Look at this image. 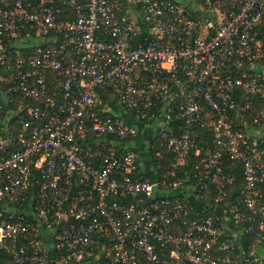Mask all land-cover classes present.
Wrapping results in <instances>:
<instances>
[{"label":"built area","instance_id":"1","mask_svg":"<svg viewBox=\"0 0 264 264\" xmlns=\"http://www.w3.org/2000/svg\"><path fill=\"white\" fill-rule=\"evenodd\" d=\"M255 100L264 0H0V251L14 264H264ZM134 122L175 167L192 163L191 193L133 177Z\"/></svg>","mask_w":264,"mask_h":264},{"label":"trees","instance_id":"2","mask_svg":"<svg viewBox=\"0 0 264 264\" xmlns=\"http://www.w3.org/2000/svg\"><path fill=\"white\" fill-rule=\"evenodd\" d=\"M236 95L239 96L238 93ZM102 97L103 99H105L104 96ZM263 106L264 104L261 100L254 101V107L257 111L260 110ZM202 138L203 139L209 138V135L203 134ZM200 141L201 140H199L198 142L200 143ZM160 143H161L160 139L152 138V140H150L149 153L153 157L155 168H157L156 173L158 174V179L162 180L164 174L168 170L172 169V165L174 163V160H173L174 154L172 153L170 149H167L166 144L161 145ZM156 152H160V154L162 155V158L157 157ZM191 160L193 162H196V159L194 157H191ZM193 172H194V169H193L192 163H188L187 165L176 167L174 170V175L170 176L169 180L174 182V181H178L179 179L180 184L182 186H189V184L193 185L194 183H196V181L192 179ZM138 176H142L143 178H146L145 176H143L141 171H137L133 174V177H138ZM185 176H187L189 180L186 183L183 180ZM241 181H242V177L240 175V172H237V176L235 178V184L232 185V187H237L241 183ZM183 189H186V188H183ZM263 191H264V187H263ZM147 200H151V199L148 198ZM0 264H14V263L11 257L6 255L3 251H0Z\"/></svg>","mask_w":264,"mask_h":264},{"label":"crops","instance_id":"3","mask_svg":"<svg viewBox=\"0 0 264 264\" xmlns=\"http://www.w3.org/2000/svg\"><path fill=\"white\" fill-rule=\"evenodd\" d=\"M121 114H123L121 112ZM125 118L128 120V116L124 115ZM134 127L137 130V137L135 138V140L133 141L132 145L134 150L136 151V154L138 156V166L140 167V171L142 172L143 176H145L148 179H158V174L155 171H152L153 168H155L154 166V161H153V157L150 155V153L148 152L149 148H150V140H152V138H154V130L152 129V127L148 126V125H143L141 123H137L134 122L133 123ZM144 148L146 149V153L147 156L149 157V163L151 166V172L147 173L146 169L143 167V158H142V150H144ZM146 154H143V156H145ZM182 188V187H181ZM180 187H174V188H169V189H181ZM173 193H175V191H172ZM261 254H264V245L262 246V249L260 250Z\"/></svg>","mask_w":264,"mask_h":264},{"label":"rangeland","instance_id":"4","mask_svg":"<svg viewBox=\"0 0 264 264\" xmlns=\"http://www.w3.org/2000/svg\"><path fill=\"white\" fill-rule=\"evenodd\" d=\"M113 110V112H115V113H117V114H121V111H120V109H118V108H112ZM149 150V149H148ZM149 152V151H148ZM142 158H143V162H142V164H143V167L146 169V172L147 173H149V172H151V166H150V163H149V157L147 156V153H146V149L144 148V150H142ZM143 154H146L145 156H143ZM175 166L174 165H172V169L171 170H168L165 174H164V176H163V178L165 177V178H168L169 179V177L170 176H173L174 175V170H175ZM155 170H157V168H153L152 169V171H155ZM162 178V179H163ZM181 180V179H180ZM184 180V182L186 183V182H188L189 180H188V178H187V176H185V178L183 179ZM178 181H179V179H178ZM172 182V181H171ZM180 182V181H179ZM185 185V184H184ZM181 189H183V188H186L185 190H187L189 193H191L192 192V189H195L196 187H195V183L193 184V185H190L189 184V186H182L181 184H180V186H179ZM176 192V191H175Z\"/></svg>","mask_w":264,"mask_h":264}]
</instances>
